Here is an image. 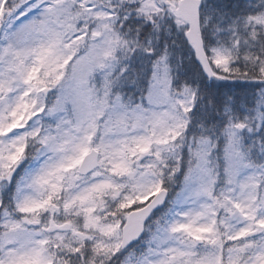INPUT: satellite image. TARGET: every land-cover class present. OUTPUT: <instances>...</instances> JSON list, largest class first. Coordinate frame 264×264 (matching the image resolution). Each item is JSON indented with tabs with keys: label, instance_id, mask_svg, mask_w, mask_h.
Returning <instances> with one entry per match:
<instances>
[{
	"label": "snow or ice",
	"instance_id": "snow-or-ice-1",
	"mask_svg": "<svg viewBox=\"0 0 264 264\" xmlns=\"http://www.w3.org/2000/svg\"><path fill=\"white\" fill-rule=\"evenodd\" d=\"M0 264H264V0H0Z\"/></svg>",
	"mask_w": 264,
	"mask_h": 264
}]
</instances>
